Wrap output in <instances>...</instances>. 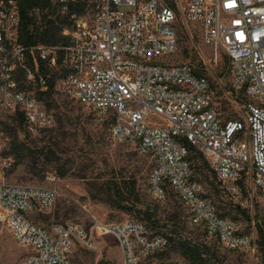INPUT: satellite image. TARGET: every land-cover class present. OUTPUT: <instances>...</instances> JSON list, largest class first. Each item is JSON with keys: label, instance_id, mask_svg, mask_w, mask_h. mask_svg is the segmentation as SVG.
<instances>
[{"label": "built area", "instance_id": "1", "mask_svg": "<svg viewBox=\"0 0 264 264\" xmlns=\"http://www.w3.org/2000/svg\"><path fill=\"white\" fill-rule=\"evenodd\" d=\"M71 26L59 46L21 42L17 0H0V112L22 114L30 134L56 125L41 94L56 74V87L69 100L112 119L110 136L154 159L150 190L163 202L171 189L190 212L191 224L228 250L257 254L253 234L238 236V221L221 217L189 160L190 147L211 162L221 185L235 198L247 184L264 198V0H54ZM189 24L199 26L201 43L229 60L214 82L191 62L167 63L178 52L180 29L196 48ZM197 35V34H196ZM211 66L205 63V70ZM244 93V98L241 96ZM237 107L228 115L224 102ZM261 102V109H254ZM10 138L0 133V223L26 249L23 264H72L78 246L93 248L96 236H112L122 264H173L155 255L170 244L138 220L96 223L90 231L74 224L47 229L30 218L48 213L59 197L55 188L10 184L2 170ZM259 165V190L248 186Z\"/></svg>", "mask_w": 264, "mask_h": 264}, {"label": "rangeland", "instance_id": "2", "mask_svg": "<svg viewBox=\"0 0 264 264\" xmlns=\"http://www.w3.org/2000/svg\"><path fill=\"white\" fill-rule=\"evenodd\" d=\"M189 28L196 36V48L189 40L187 32L180 29L179 50L167 63L191 62L213 82L215 78L225 74L226 84H230L231 72L227 56L221 53L218 64L213 63L212 50L201 43L199 26L189 24ZM205 63L211 66L210 70H205ZM54 102L57 106L48 110L54 114L56 125L48 132L45 142L51 139V142L58 144L57 156L61 159L60 164H68L71 167L70 173L65 178H60L57 165L44 157L36 160L24 157L17 165L15 156H10L7 157L11 159L10 164L2 170V177L7 183L58 190L59 197L50 211L44 215H39L38 212L31 214L33 221L49 230L54 224L74 223L90 231L98 222L113 224L138 219L105 201L106 179L133 178L138 184L142 208L150 207L156 211L161 225L167 226L163 228V232L171 233L170 219L177 214L184 237L207 244L215 250L218 257L211 264H264V249L260 246L259 231V225L264 230V198L259 192L253 197L244 190L241 198H235L223 190L216 180L221 192L218 194L207 180L197 177L208 199L213 201L220 211L223 208L224 212H231L228 218L238 221L243 232L253 234L259 246L257 254L230 251L216 239L207 238L204 228L191 224L190 212L171 189L168 190L165 201L158 202L154 199L149 183L154 159L140 154L129 144L115 142L110 136L111 123L108 118L99 116L91 107L69 100L64 94L55 95ZM223 107L228 115H234L237 110V107H232L226 101ZM12 121L9 114L0 112V133H7L6 125ZM20 138H23V135H20ZM206 172L211 180H215L212 173ZM236 206L245 210L252 221L250 222L244 213H237L234 210ZM27 253L26 249L15 242L12 233L4 224L0 223V264H23ZM154 259L163 263L189 264L175 252L168 259ZM72 264H122V250L112 236L97 235L93 248L77 247Z\"/></svg>", "mask_w": 264, "mask_h": 264}, {"label": "trees", "instance_id": "3", "mask_svg": "<svg viewBox=\"0 0 264 264\" xmlns=\"http://www.w3.org/2000/svg\"><path fill=\"white\" fill-rule=\"evenodd\" d=\"M17 1L21 8V42L23 44L59 46L69 43V38L63 35V31L65 28L71 26V22L67 17L62 16L59 13L54 0ZM185 51L186 53L188 52L187 50ZM56 80V74H52L49 79V88L47 92L41 94V99L44 100L49 110L57 106L54 102L55 95L63 94L56 87ZM243 95L244 93L241 92L242 98H244ZM10 117L13 121L11 124L6 125L7 133H5L10 138V142L4 155L6 157L15 156L17 159V165L21 163V159L24 157H32L34 160L41 157L47 158L51 163L57 165L56 168L60 171L59 177L65 178L70 173L71 167H69L68 164H60L61 159L57 156L59 153V146L57 143L51 142V139L45 142L48 132L51 131L52 128L41 132L39 135H33L27 131L25 118L22 114L14 116L10 115ZM108 120L112 123V119L108 118ZM20 135H23V138H20ZM37 136H41V138H38ZM189 149V160L195 172V179L200 182L197 177H203L210 183L214 192L220 194L221 192L216 185L217 180L220 187L230 193L227 188L220 184L212 164L207 157L194 146H191ZM206 171L212 173L215 180H211ZM104 188H106L105 201L107 203L126 214L141 219V222L144 221L143 223L146 222L145 224L151 229L153 235L163 234L169 238V247L165 251L156 254L155 258L168 259L171 257V254L175 252L179 253L189 264H211L216 261L218 255L215 250H212L207 244L194 242L183 236L182 226L180 225L177 214H174L170 219L172 225L170 230L171 233L163 232V228H166L167 226L161 225V220L157 218L156 211L150 207H146L145 209L142 208L141 195L135 179H106ZM244 190H246L245 186L242 188V191ZM204 197L208 198L206 195H204ZM234 210L237 213H244L247 219L250 222L252 221L251 216L246 214L245 210H241L238 206H236ZM38 214L44 215V213ZM219 214L221 217L228 218L232 213L224 212V209L222 208L221 211L219 210ZM259 231L261 238L260 246L264 249V230L260 225Z\"/></svg>", "mask_w": 264, "mask_h": 264}, {"label": "bare ground", "instance_id": "4", "mask_svg": "<svg viewBox=\"0 0 264 264\" xmlns=\"http://www.w3.org/2000/svg\"><path fill=\"white\" fill-rule=\"evenodd\" d=\"M254 109H261V102H254ZM259 165H252V174L250 176V179H248V186H250V189L252 190H259ZM245 186L247 190V184L246 183H239V190L242 191V188ZM223 187L227 188L228 191L231 193V188L227 185H223ZM248 194L253 196V191H247ZM238 236H245V232H243L241 229H238Z\"/></svg>", "mask_w": 264, "mask_h": 264}]
</instances>
